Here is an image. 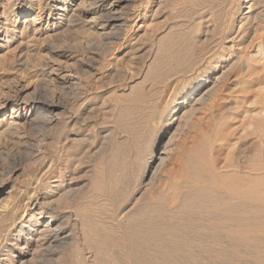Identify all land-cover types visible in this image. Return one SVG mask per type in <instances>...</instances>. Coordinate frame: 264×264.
<instances>
[{
  "label": "rangeland",
  "instance_id": "rangeland-1",
  "mask_svg": "<svg viewBox=\"0 0 264 264\" xmlns=\"http://www.w3.org/2000/svg\"><path fill=\"white\" fill-rule=\"evenodd\" d=\"M158 1L159 0H149L148 2V0H138L135 3L134 6L139 7L135 9L139 10L141 15L139 18H132L128 20L127 23L125 24V27H123L124 29L123 42L125 46L119 51L118 50L114 51L115 54L111 53V55L105 54L101 56L102 59L104 58L102 62L100 61V64L104 62L102 71L99 70L96 76H94L93 78L90 77L89 78L90 80L89 79L87 80L88 83L90 82L89 83L90 85L88 83L86 84L85 82L86 80L83 81L82 90L83 92L85 91L88 97H90V99L92 100V101L89 100L88 103L85 104L86 108L89 107L86 114L81 113V115H78L79 118L74 114H71L72 120L70 121L69 129L67 130L64 129L66 131H61V128L54 130L48 128L45 129V127H39L38 129L37 128L30 129L29 127L28 130L26 129L28 131V132L26 131L27 135L25 133L27 139L25 138V141H22L20 143L21 145L16 144L17 145L16 146L14 143H10L9 140L0 142V179L3 178L6 180L9 176L8 173L14 168H20L24 171V173H26L24 178L22 177L21 179H16V177L14 176L8 179L5 183L0 184V190L5 188L11 189L15 187L14 190L16 192V189L17 191L19 190V188L23 189L21 188V186L24 185L23 181L29 179L28 177H30L35 171L36 174H39L38 177H41L44 173H46L48 175L47 178L49 183H52L55 180H63L64 182H68L74 179V185L72 186V189L74 188L73 192H75L76 194L74 193V198H69L68 193L71 194V191L67 189L68 191L64 192V196L61 199L62 205L60 204L61 207L56 213L57 216L70 215L72 216L71 221L73 222V220L78 219L76 217H82L81 213L84 210L83 212L84 217H82V219L85 218L86 216L89 217L92 216L90 218H93L96 215L92 219L96 223L97 221L100 223H103V221L105 222L108 221L110 223L112 217H114V215L116 214L117 217H115L116 218L115 220L118 221L112 222L110 228L113 230L112 234L115 236L113 237L112 235L113 237L112 240H114L117 244L118 238L120 239L126 233L131 234L135 236L136 239H138L137 241L140 240L139 242L141 244L148 246V247L146 246L147 247L146 250L149 254L155 253L154 250L156 249V247L155 244L153 243L154 241H151L152 243L149 242L150 238L148 237H150V234L148 232L158 233L159 229L156 231L155 229L159 228V225L158 226L156 225L160 224V227H162L166 224V227L165 226L164 227L167 230L162 231L160 235L158 233L159 238L158 237L157 238L159 240L162 239L160 237H164L166 238V240L168 239V241H171L170 238L172 239V236H174L177 239V244L180 242L178 244L180 248V255L179 257L177 256L175 257L178 258L175 261H178L181 258H183V262L194 264L193 262H195L196 259V263H200L201 261V263L206 264L207 262L208 263L212 262L213 259L211 260L212 257L210 258L209 254L212 253L214 250L212 249L210 250L209 246L211 244L213 245V243L208 239V237H206L204 233L209 230L210 232L219 231V234H224V230L220 228L218 229L216 227L214 228V226H211L210 224L211 222L208 223V220L210 221V217H209L210 214H208L207 212L208 209L205 210V208H209L212 203V202L209 203L211 199L209 197L210 193H208L211 191H209V189L207 191L205 190V192L208 193V198H209L208 199L206 198L207 194L204 193V190L199 191V188L196 187L201 186L202 184L205 183V180L206 178H208L209 175V170L207 168L208 167L210 168L211 162L212 163L214 162L213 165L217 167L219 165L221 166L222 162L226 159L228 151L222 147L223 145L221 143L222 142L221 132L223 130V125L226 122L224 120V117L226 115L228 116L230 113L233 112L235 113V118L233 120H229L230 128L232 127L237 128V129L235 128L236 129V133L234 134L235 136H232L229 139V141L232 144H234L238 140H241L242 142H244L243 145L246 144L247 146L246 153L248 154L257 151L258 149L259 150L262 149L261 143H259V141H257L258 142L257 143L256 142L257 139L255 137L251 136L252 138L251 137L246 138V135L242 134L243 130L245 129H247L246 131L247 133L250 132V130L248 132V128L245 127L247 126L245 125L247 122L246 113L255 112L259 110L261 103H263L261 98L262 96L260 97V92L256 90L258 89V86L260 87L262 84L260 83L261 85L255 86L253 87V89L251 88V91L250 90L243 91L242 87L244 81L252 82L256 79L259 80L258 78H260V76L261 78H264V75L262 74L263 72H260L261 74L255 72L256 75L258 74L260 75L257 77L256 75H253L255 78L249 74L248 77V75L247 74L245 75L244 73L246 70L245 65L247 61L249 62L251 57L256 56V52L258 51V49L264 46V39H263L264 38L263 37L264 36V30H263L264 0H259L256 4H254V6H252L253 9L250 8V5L253 2L251 0L248 2L246 0H167L165 2L166 4L164 3V7L160 11H158L157 9L158 7L156 5ZM139 5L142 7H140ZM240 27L242 28V30ZM79 32L81 31L78 32L75 31V34L72 32L71 35H70L71 32L69 33L67 32L70 36L67 34L64 35L65 39L63 37L62 40H59L60 42L56 41L57 43L56 42L54 43L55 46L53 45L54 48L55 49L60 48L61 46L63 50L65 51L68 50L67 52L71 54V56H74V59H80L87 51V49L91 48V46L94 45V42L92 40L89 41L86 37L84 38V35L79 34ZM78 36H80V38ZM168 37H171V39ZM85 49L86 51H84ZM43 54H45L44 56L46 57L49 56L56 57L53 56L48 50H45ZM123 54H126V56H124ZM159 54L161 56H159ZM177 56H179L180 58ZM160 57L165 58L164 59L165 61L159 62V60H161ZM33 59L34 58L32 57L30 60L31 63L35 61V60L33 61ZM154 60L156 62L158 61L157 63L154 62L155 68L158 69L157 70L158 72L155 70L154 73L145 76L146 68ZM73 63L74 62H69V64H72L75 68L76 65H74ZM120 63L123 64L120 65ZM159 63L160 65H157ZM161 63H163L162 64L163 66L161 65ZM217 63H221L223 68H221L220 69L221 72H217L215 76L221 75V73L224 71H226V73L228 74L227 77H225L218 91L216 98L217 101H215L216 105L214 104L216 107L215 108L214 106L210 107L209 111L207 110V108H202V110L200 109L201 111L200 110L195 111L194 108L197 109V107L199 108V106L198 105L195 106L194 101L197 98L195 99L194 97L195 100L193 99L192 102L189 103L188 106L179 115L173 118L172 112L174 110V107L178 106V103L181 97L183 96V94L187 90L192 88L199 80L207 76L208 72L213 71V68H215V65ZM164 64H166V66H164ZM191 64L193 67L191 66ZM177 69L181 70L180 73H182V75L179 74V70ZM14 70L15 72L18 71L22 75L24 73H25L24 75L27 74V72L23 73L22 69L20 71V68L15 67L13 70H11L13 72H7V74L5 75L4 79L6 81L8 80L9 82H11L15 77L19 75L17 74L18 72L14 73ZM173 71L176 74L178 73L177 77ZM187 71L188 73H186ZM165 73L167 76L165 75ZM167 73L169 74V76ZM170 73L172 74V76L174 75L173 78ZM164 76L166 78H164ZM251 77L254 78L252 81L250 79ZM4 79L3 82H5ZM156 79L163 81L161 82L160 85L161 87L159 85H156V83L159 84V81H156ZM169 80L172 81L170 82ZM6 83L4 84L5 87H7ZM125 86H129V88L134 87V89L132 90L133 93L132 92L130 93V89H128L126 93L120 92L119 88L121 89ZM263 86L264 85H262V87ZM49 88L55 89V87L52 85ZM52 89L50 90L51 94H49L50 99L60 94L59 91L57 90L54 91ZM89 89H93V90L99 89V91L98 90H96L95 92L93 91L92 95L89 96V94L87 93V90ZM237 89L240 90L238 91ZM140 91L142 92L140 93ZM140 94L142 96H140ZM51 95H53V97ZM120 95H122L123 99ZM137 95L140 96V98L142 97V99H140ZM114 96L115 98L113 99ZM126 97L127 100L125 99ZM130 97L134 99V101L130 99L134 104L130 100L128 101ZM135 97L139 99L137 98L135 99ZM258 98L259 100H256ZM140 106L143 108H141ZM191 110H194V112L193 111L191 112ZM8 113L10 112L8 111L7 114ZM7 116H9V114ZM4 117L5 115L2 116L0 115V120L3 119ZM169 123H173V129L170 131L167 130ZM219 138L221 140H219ZM40 141L42 144L40 143ZM25 142L28 144H26ZM23 144L27 145L28 147ZM32 144L33 145L36 144V145L33 146ZM159 144H160L159 148H164L166 152V155L164 156V158L166 159L161 169L158 172H156L155 174L156 176H153L151 180H148V182H146L147 186H145L146 183L142 185L141 183H142L144 168L150 163L152 153L154 149L159 146ZM36 146L40 148L39 151L40 152L42 151V154L38 159H34V158L31 159L33 157L32 153L37 148ZM33 147L35 150L32 149ZM251 147H253L254 150ZM221 149L224 150L222 151ZM196 151H198L199 155L198 157L196 156L197 158H194L193 156L197 155L194 154L196 153ZM190 156H192L193 158ZM209 156L211 159L208 158ZM191 158L192 160H194L195 162L194 164L196 165L193 164ZM115 160L116 161L118 160V162H116ZM201 160H203V162H199ZM190 162H192L191 163L192 165L190 164L188 166ZM51 163L53 164L52 170L51 167L49 168V165L51 166ZM197 163L200 166H202L204 170L199 165H197ZM114 164L116 165L114 166ZM120 165L122 167V170ZM191 166H193L194 168L192 169ZM198 166H199V170H198ZM185 167L186 168L191 167V170L186 169ZM195 169H197L196 173L200 171V173L198 172L199 174L197 173L198 176H194L193 174L194 178L199 180L198 186H197V182L195 183L196 179L195 180L192 179L193 176L192 174L189 173L190 171L191 173H195L194 172ZM187 170L190 171L188 172ZM109 171L112 172L111 174L113 176L109 173ZM121 171L123 173L122 176H121L122 174ZM201 171H204L206 175H204L205 173ZM101 174L103 175V177ZM115 175L117 176V178ZM188 175H190V177ZM118 176H120L121 178H118ZM99 177H100V181L101 179L102 181L105 179L103 182H100L101 184L98 182ZM179 178L182 179L181 183L184 180L188 181L191 178L190 181L193 180L196 185L192 181L193 183L192 185H194V187L192 186L190 190V186H191L190 181H188L187 183L185 181L186 184L182 183L183 184L182 187H184L182 188L184 193L183 197L185 198V200L182 199L180 205L182 204L185 207L181 205L182 206L181 209H179V207L181 206L177 208L179 211L175 209V211L171 213L172 215L170 214V216L167 217H165L166 215L160 217L158 211L157 210L155 211L153 209L154 208L158 209V206L161 205V203L159 201L157 202L156 200H154L156 202L153 201V206H152L150 205L151 204L150 200L154 198L153 196L157 197L163 190L168 192L173 184V181L179 180ZM202 179H204V181H201ZM41 189L45 190L46 189L45 185H43ZM196 190H198V192ZM200 192L204 194H201ZM187 193L189 195L193 194L191 195L192 197L188 195L189 196L188 199H190L189 201L187 199L188 197ZM195 195L196 197H193ZM93 197H95L96 199L95 198L93 199ZM117 198L119 199L117 200ZM24 200H25L24 197L21 198V201L23 202L21 203V205L26 203V201ZM129 201L130 203H128ZM194 202H197L196 205L194 204ZM121 203L123 205H121ZM139 204H141L142 206ZM125 205L126 207H128L127 211L130 210V212L129 213L119 212L125 207ZM155 206H157V208ZM242 208L243 207H241V209ZM139 209L143 213L140 212ZM79 210L81 211L80 216L78 215ZM180 211H182V213ZM75 213H77L78 216L74 215ZM86 213L87 215H85ZM92 213H94V215ZM187 213H189L190 215ZM135 214H137L138 217ZM174 216L177 220L174 218ZM154 218L155 220L156 219L157 220L155 221ZM148 219H150L149 223H147ZM79 220L80 218L78 219V221ZM181 220L182 222H179ZM140 221L146 222V224L152 226L150 227L149 225L148 226L146 224L144 225V223L142 222L143 223L142 224ZM193 221L195 223H193ZM136 223L139 225V227ZM140 224H142L144 228H142ZM172 226L174 227L177 226L179 228L177 227L174 228ZM146 227L148 228V230L146 229ZM149 227L151 228L150 229L151 231H149ZM201 227H206V228L213 227L215 230L211 228L203 232L199 230V228L201 229ZM136 228L138 231L135 232ZM184 228L185 230H183ZM173 229L175 230L176 233L174 232ZM179 229L181 232L179 231ZM140 230L141 232H139ZM142 231L144 232L143 234ZM145 231L147 235L149 234L148 236H145L146 235ZM138 232L142 234V236L139 235ZM173 232L175 233V235L178 234V236H175ZM170 234L173 235H171L170 237L169 236ZM158 235L156 234V236ZM202 236L207 239L204 240ZM144 238L148 240V242ZM175 238L172 239V241L173 240L176 241ZM201 238H203V241ZM112 240L109 243L108 247L106 248V250L108 251H105L106 253V254L104 253L105 256H102L103 260H107V259L109 260V258L111 257V259L115 260V262L119 260H123V262L127 261V258L125 257V255L128 257L127 247L126 246L120 247L121 245H114L113 244L114 241ZM199 242H201L203 245ZM205 242L206 244H204ZM224 242L225 245H227V242L225 240ZM83 243H84L83 241L80 242V246H81L80 248H82L81 251L82 254L80 252L81 255H78L79 257L78 256L75 257V255H73L72 258V255H70V251L72 249H67L68 252L65 251L64 253L65 255H63L62 257V262L64 263L61 264H70L71 260L73 261L74 259H75L74 264L76 263V260L78 264H81L80 261L81 260L82 262L84 261L83 256L92 258V254L94 255V252L89 250L86 244L83 245ZM184 244L185 246H183ZM204 245H206L205 248ZM227 249L228 248H226V250ZM201 251H203L204 253H202ZM121 252L123 253L121 254ZM107 253L109 255H107ZM184 253H186L187 255ZM1 254L2 253H0V255ZM111 254L112 256H110ZM189 257L191 259L190 262H189ZM175 261L173 262V264L176 263ZM178 262L181 263L182 259ZM183 262L181 264H183ZM180 263H176V264H180Z\"/></svg>",
  "mask_w": 264,
  "mask_h": 264
},
{
  "label": "bare ground",
  "instance_id": "bare-ground-1",
  "mask_svg": "<svg viewBox=\"0 0 264 264\" xmlns=\"http://www.w3.org/2000/svg\"><path fill=\"white\" fill-rule=\"evenodd\" d=\"M137 1L138 0H0V115L1 116L5 115V117L0 120V142L9 140L10 143H14L15 145L20 144L22 141H25V138L27 139L26 135H27V132H28L27 130L29 127H30V129L31 128L32 129L33 128L38 129L39 127H45V129L48 128V129H54V130L61 128V131H66L67 129H69L70 121L72 120L71 114H74L75 116H77L79 118L78 115H81V113L82 114L87 113L89 107L86 108L85 104L88 103V101L91 99H90V97H88L86 92L84 91L85 92L84 93L82 90L83 89L82 88L83 87V81L86 80L85 82L87 84L88 83L87 80L90 77L93 78L94 76H96V74L99 70L102 71V68L104 66V64H103L104 62L101 63L102 64L101 65L100 61L102 62V60H104V58L102 59L101 56H103L105 54L111 55V53L113 54L114 51H117V50L119 51L125 46L124 42H123V36H124L123 27H125V24L127 23L128 20H130L132 18H139L141 15L139 10L135 9V8H139V7L134 6ZM166 1L167 0H159L157 2L156 5L158 7L157 8L158 11H160L164 7V3ZM246 1L248 2L250 0H246ZM251 1H253V2L250 5V8H252V6H254V4H256L259 0H251ZM148 2H149V0H148ZM258 6H259V3H258ZM140 7H142V6H140ZM233 25H234V22H233ZM233 25H230V26H233ZM241 30H242V28H241ZM75 31H77V32L81 31V32H79V34L84 35V38L86 37L89 41L92 40L94 42V45H92L91 48L87 49V51H86V49L84 50L86 52L84 53V55L80 59H74V56H71V54H69L67 52L68 50L67 51L63 50L61 48V46H60L61 49L60 48H56V49L54 48V46H55L54 43L56 41L62 40L64 35H66V34L69 35L68 34L69 32H71L70 35L72 34V32L75 34ZM262 33H263V31H262ZM260 34H261V32H260ZM80 36H78V37L80 38ZM260 36H262V35H260ZM168 38L171 39V37H168ZM256 38H258V37H256ZM64 39H65V37H64ZM178 40H179V38H178ZM93 42H92V44H93ZM171 42H172V40H171ZM173 46H175V45H173ZM45 50H48L53 56H56V57H50L49 55H48L49 57L44 56L45 54H43V52ZM159 51H161V50H159ZM122 53H124V52H122ZM123 55L126 56V54H123ZM157 55H158V53H157ZM35 56H36V58H35ZM159 56H161V55L159 54ZM32 57L34 58L33 61L35 60L33 63H31V61H30ZM177 57H179V56H177ZM255 57H256V59H255ZM154 58H156V57H154ZM252 58H254V59H252ZM164 59L165 58H161V60H159V59L158 60H159V62H164L165 61ZM155 60L151 64H149L148 67L146 66L147 68L145 67L146 68L145 76H148L149 74L154 73L155 70L156 71L158 70L157 68H155V65H154L155 64L154 62H156ZM242 61H243V59H242ZM69 62H74L73 64L76 65V67L74 68V66L72 64H69ZM125 62H127V61H125ZM195 62H196V60H195ZM121 64H123V63H120V65ZM162 64L163 63H161V65ZM166 64H167V62H166ZM166 64H164V66H166ZM157 65H160V63ZM193 65H195V64H193ZM168 66H167V68H168ZM191 66H192V64H191ZM15 67L20 68V71L22 69V72L23 73L27 72V74L24 75L25 74L24 73L22 75L21 73L16 71V72H18L17 74H19V75L18 76L16 75L17 77H15L14 79L12 78L13 80L12 81L10 80L11 82H9L7 80L9 82L8 83L4 79V77L7 74V72H13L11 70H13ZM194 68H195V66H194ZM221 68H223L221 63H217L215 65V68H213V71L208 72L207 76L203 77L192 88H190L189 90H187L183 94V96L181 97V99L178 103V106L174 107V110L172 112L173 118H175L177 115H179L188 106V104L192 102L194 97H195V99L197 98L196 100L194 99L195 100L194 101L195 106L196 105L199 106V108L197 107V109L194 108L195 111H199L200 109L202 110V108H207V110L209 111L210 107H213V106H214V108L216 107L215 101H217L216 98H217L218 91H219L225 77H227V74H228V73H226V71H224L221 73V75L215 76L217 72H221V70H220ZM245 69H246L244 72L245 75L249 74V75L253 76V75H256L257 72L259 74H261L260 72H263L262 74L264 75V46H262L261 48L258 49V51L256 52V56L251 57L249 62L247 61L246 65H245ZM177 70H179V69H177ZM177 70H176V72H177ZM180 71L181 70H179V74L182 75V73H180ZM190 71H189V73H190ZM16 72L14 70V73H16ZM168 72H171V71H168ZM186 73H188V71ZM3 74H4V76H3ZM259 74L256 75V77L260 76ZM165 75H166V73H165ZM175 75L177 77L178 73L177 74L175 73ZM249 75H248V77H249ZM168 76H169V74H168ZM171 76H172V74H171ZM173 76H172V78H173ZM102 77H104V76H102ZM253 77L250 78L251 81L255 78V77L254 78ZM164 78H166V77L164 76ZM3 79L5 82H3ZM162 79H163V77H162ZM258 79L259 80L256 79L252 82H249V81L245 82L244 81V84L242 87L243 91H248V90L251 91V88L253 89V87H255V86H258L261 84L264 85V78H261V76H260V78H258ZM165 80H167V79H165ZM156 81H159V84H157ZM156 81H155L156 85H159V86L161 85V82H163V81H160L158 79H156ZM169 81L171 82L172 80H169ZM5 83H6L7 87H5V85H4ZM51 85L55 87V89H52V88L51 89L54 91H56V90L59 91L60 94L58 96H56L58 94V92H57V94L54 95L56 97H53V95H51L53 98L50 99L49 94H51L50 93L51 89L49 87ZM240 85H241V83H240ZM262 85L260 87L258 86V89H256V88L255 89L260 92V97L262 96L261 98H262L263 103H261L259 110L255 111V112H247L246 113L247 122L245 125H247V126H245V127H247L248 132H249V130H250V132L247 133L246 132L247 129L243 130V132H242L243 135H246V138H248V137L250 138L251 136L255 137L257 139V140L255 139L256 142L259 141V143H261L262 149L261 150L258 149L257 151H254L253 153L248 154V153H246V147H247L246 144L243 145L244 142H242L241 140H238L237 142L232 144L229 141L230 137L235 136L234 134L236 133V129H237L236 127H235L236 129L233 127H232L233 129L230 128V124H229V122H230L229 120H233L235 118V113L233 112V113H230L228 116L226 115L224 117V120L226 122L223 125V130L220 128L222 130V132L220 130V132L222 133L221 134L222 140L220 138H219V140H221L222 142L221 141H219V142H221L223 145L222 147L228 151L226 159L222 162L221 166L220 165L217 167L214 166L213 165L214 162L212 163L211 162L212 160H211L210 162L212 164L210 163V168L207 165V167H208L207 169L209 170L208 178H206L205 183L202 184L201 186H198L199 180L194 178V176H198L200 171H198L199 173L197 172L198 174L196 173L197 169H195V171H194L196 174L191 173V171H190L191 167L193 169L194 168L193 166L196 165V164H194L195 162H194V160H192V158L198 157V155H199L198 151H196V153H194L197 155L193 156V153H192L193 157L190 156V157H192L191 160L193 161L194 165L191 166L190 168L185 167L186 169H190L189 170L190 172L188 170L187 171L190 174H192V176L194 174L192 179H194V180L196 179L195 183L197 182L198 187H196V186L195 187L199 188V191L204 190V193H206L205 190L207 191L208 189H209V191H211L208 193H210L209 197L211 199V201H209V203H211V202L212 203H211L209 208H205V210L208 209L207 212H208V214H210L209 215L210 221L208 220V223L211 222L210 224H211V226H214V228L216 227L218 229L220 228V229L224 230V234H219V231L218 232L217 231L210 232L208 230V229H211L213 227H207V228L201 227V229L199 228V230H201L203 232H205L206 230L209 231V233H208V231H206L204 234L213 243V245L211 243H209L212 245V247H211V245L209 246V244H208V246L210 247V250L211 249L214 250L213 252L211 251L212 253L209 254V257L210 258L212 257L211 260L212 259L213 260H212V262H209V263L207 262L208 264H264V154H263V151H264V86L262 87ZM236 88H238V87H236ZM240 88H241V86H240ZM93 89H94V86H93ZM93 89L87 90V93L89 94V96L92 95L93 91L94 92L96 90L99 91V89H95V90H93ZM128 89H130V93H131L132 90L134 89V87L129 88V86H125L121 89L119 88L120 92H123V93H126ZM151 89H152V87H151ZM100 90H101V88H100ZM261 91L263 94L261 93ZM141 92L142 91H140V93ZM220 93H219V96H220ZM156 94H155V96H156ZM120 96L122 97V95H120ZM130 96H132V95H130ZM140 96H142V95L140 94ZM140 96H138V97L140 98ZM121 97H120V99H121ZM132 97H134V96H132ZM132 97H130L128 99V101L130 99H132ZM92 98H93V96H92ZM114 98H115V96L113 97V99ZM136 98L137 97H135V99ZM139 98H137V99H139ZM122 99H123V97H122ZM125 99L127 100V97ZM140 99H142V97ZM132 100L134 101V99H132ZM132 100H130V101L132 102ZM256 100H259V98ZM122 105H123V103H122ZM141 108H143V107H141ZM230 108H232V107H230ZM194 110H191V112L192 111L194 112ZM8 111L10 112V113H8L9 116H7ZM122 111H124V110H122ZM194 115H196V114H194ZM243 120H245V119H243ZM227 121H228V123H227ZM64 129H66V130H64ZM172 129H173V123H169L167 130L170 131ZM25 133H26V135H25ZM41 141H40V143H41ZM68 142H69V140H68ZM214 142H215V140H214ZM26 144H28V143H26ZM23 145H25V144H23ZM35 145H33V146H35ZM53 145H55V144H53ZM219 145H220V143H219ZM25 146H27V145H25ZM36 147H35L36 150L34 149V147L32 148L35 151L32 153L33 157L31 159H33V158L38 159L42 154V151L41 152L39 151L40 148H38V146H36ZM159 147H160V144L157 148L154 149L150 163L144 168L143 176H142V183H141L142 185L145 184L146 182H148V180H151L153 178V176H156L155 175L156 172H158L161 169V167H162V165L166 159V158H164V156L166 155L164 148H159ZM251 148H253V147H251ZM196 149H198V148H196ZM200 149H199V151H200ZM253 150H254V148H253ZM210 151H209V153H210ZM192 152H195V151H192ZM211 156H212V154H211ZM208 158L211 159L210 156ZM207 161H208V159H207ZM116 162H118V160ZM199 162H203V160H201ZM191 163L192 162H190L188 164V166ZM115 165L116 164H114V166ZM197 165H199V164L197 163ZM52 166H53V164L51 163V166L49 165V168L51 167V170L53 168ZM199 166H198V170H199ZM120 167H121V165H120ZM195 167H197V166H195ZM200 167L203 168L202 166H200ZM121 170H122V167H121ZM203 170H204V168H203ZM41 171H43V170H41ZM118 172H119V170H118ZM201 172H204V171H201ZM48 173H49V170H48ZM109 173L111 174L112 172L109 171ZM121 173H122V171H121ZM25 174L26 173H24V171L22 169L14 168L13 170H11L8 173L9 176L6 180L3 178H2L3 180L0 179V184L5 183L8 179H10L14 176L16 177V179H21L22 177L24 178ZM38 175L39 174H36V171H35L30 177H28L29 179H27L25 181L22 180L24 182V185H22V183H21V185H22L21 188H23V189L19 188L18 191L16 189V192L14 190L15 187L11 188V189L5 188V189L0 190V253H2L0 255V264H61V263H64V262H62V257H63V255H65L64 253H65V251H67V249H72L70 251V255H72V258H73V255H75V257H77L78 255L82 254V252H81L82 248H80L81 247L80 246L81 241L84 242L83 245L86 244L88 249L94 252V255L91 252L92 258L82 255L84 258L83 259L84 261L82 262V260L81 261L79 260L81 262V264H173V262L178 259L175 257L176 256L179 257V255H180V248L178 246V244L180 243L179 242L180 240L178 241L179 242L178 244H177V239L174 236H172V239L175 238L176 241L175 240L172 241L171 238H170L171 241H168V239L166 240V238H164V237H160L162 239L158 240L159 235L162 233V231L167 230L165 228L166 224L164 225L165 227L164 226L160 227V224L156 225V226L159 225V228L155 229V231L159 229L158 230L159 235L156 232L152 233V232L147 231L150 234V237H148V238H150L149 242L154 241L153 243L155 244V247L157 249L156 250L155 248H153V249H155L154 250L155 253L149 254L146 250L148 246L141 244L139 242L140 240L137 241L138 239H136L135 236H133L131 234L126 233L120 239L118 238L119 237L118 236L117 237L118 238L117 244L114 240H112L113 237H115V236L112 234L113 230L110 228H111L112 222L118 221V220H115L116 219L115 217H117L116 214H115L116 216L114 215V217H112L110 223L108 221L107 222L103 221V223H100L97 221V223H96L95 221L92 220L96 215L93 218H90L92 216H90V217L86 216L85 218L82 219V217H84V213H83L84 210H83V212H82L83 214H82L81 209H80L81 211L79 210L78 211L79 213L78 212L77 213L79 216L81 213L82 217H76L75 216L78 219L80 218L81 221L80 220L78 221V219H77V220H73V222H72L71 221L72 216H70V215L57 216L56 213L58 212V210L60 209V207L62 205L61 199L64 196V192L68 191V190L71 191V194L68 193L69 198H74L75 192H73L74 188L72 189V186L74 185V179L70 180L68 182H64L63 180H55L54 182L49 183L48 178H47L48 175L46 173H44L41 177H38ZM106 175H108V174H106ZM122 175H123V173L121 174V176ZM204 175H206V173ZM188 176L190 177V175H188ZM102 177H103V175H102ZM111 177H110V179H111ZM116 178H117V176H116ZM118 178H121V177L118 176ZM190 179L188 181H190ZM181 180L182 179L179 178V180L173 181V184L170 187L168 192L163 190L158 196L156 195L157 197L151 195L154 198H152L150 200L151 201L150 205L153 206L154 200H156L157 202L159 201L161 203V205L158 206L159 210L155 209V208L153 209L155 211L156 210L158 211L160 217L165 216V215H166L165 217L170 216V214L173 211H175V209L178 210L177 208L182 205V204L180 205L182 199L185 200V198L183 197L184 193H183L182 188H184V187H182L183 186L182 183L186 184L188 181L184 180L181 183ZM103 181H102V179L100 181V177H99L98 182L100 183ZM108 181H110V180H108ZM185 181H186V183H185ZM192 181H190L191 186L189 185L190 190H191L192 186L194 187V185H192L194 183V181H193V183H192ZM201 181H204V179H202ZM43 185H45V187H46L45 190L41 189V187ZM145 186H147V183ZM106 188H107V186H106ZM196 191L198 192V190H196ZM188 193H189V191H188ZM188 193H187V196L189 195ZM204 193H201V194H204ZM208 193H206L207 194V197L205 196L206 198H208ZM191 195H193V194H190L189 196H191ZM196 195L193 197H196ZM125 196H127V195H125ZM144 196H145V194H144ZM189 196L187 197V199L189 198ZM23 197L25 198L24 201H26V203L21 205V203H23L21 201V198H23ZM94 198L95 197H93V199ZM118 199L119 198H117V200ZM120 199H121V197H120ZM197 199H198V197H197ZM189 200L190 199H188V201ZM199 200H200V198H199ZM199 200H198V202H199ZM202 200H204V199H202ZM156 201H154V202H156ZM193 201H192V203H193ZM128 203H130V201ZM160 203H158V204H160ZM196 203L197 202H194L195 205H196ZM121 205H123V204L121 203ZM139 205H141V204H139ZM147 206H148V204H147ZM182 206L179 207V209H181ZM189 206H190V204H189ZM200 206H203V205H200ZM135 207H136V205H135ZM155 207L157 208V206H155ZM183 207H185V206H183ZM186 207H188V206H186ZM196 207H194V208H196ZM241 207H243V208L241 209ZM74 209H76V208H74ZM127 209H128V207H126V205H125V207L119 212L129 213L130 210L127 211ZM132 209H131V211H132ZM190 211H191V209H190ZM140 212H142V211L140 210ZM180 212L182 213V211H180ZM77 213H75L74 215H77ZM174 213H173V215H174ZM189 213H187V214H189ZM92 214L94 215V213H92ZM137 214H135V215L137 216ZM85 215H87V213ZM174 218H175V216H174ZM98 219H96V220H98ZM136 220H138V219H136ZM149 220L150 219H148L147 223H149ZM154 220H155V218H154ZM194 221H193V223H195ZM179 222H182V220ZM143 223H144V225L146 224V222H143ZM138 224H139V222H138ZM142 224H140V225L142 228H144L142 226ZM170 224H169V226H170ZM146 225L148 226L149 224H146ZM133 226H131V227H133ZM153 226H155V225H153ZM138 227H139V225H138ZM150 227H149V231H151ZM172 227H174V226H172ZM175 227H177V226H175ZM181 227H183V226H181ZM192 227H194V226H192ZM137 228H136L135 232L138 231ZM177 228H179V227H177ZM146 229L148 230L147 227H146ZM146 229H144V230H146ZM183 230H185V228ZM179 231H180V229H179ZM139 232H141V230ZM174 232H175V230H174ZM143 233L144 232L142 231V234ZM145 233H146V231H145ZM155 233L158 236H156ZM175 233H174V235H175ZM142 234L139 233V235H141V236H142ZM196 234H197V232H196ZM112 235H113V237H112ZM148 235L146 233L145 236H148ZM171 235H173V234H170L169 236L171 237ZM175 236H178V234ZM203 238H201L202 241H203ZM144 239H143V241H144ZM146 239H147V237H146ZM205 239H207V238H204V240ZM111 240L114 241V243L112 242L114 245H121L120 247H122V246L127 247L128 250L127 249L126 250L128 251V257L125 255V257L127 258V261L123 262V260H119V261L115 262V260H112L111 257L109 258V260L107 258H106L107 260H103L102 256H105L104 255L105 251H108V250H106V248L108 247ZM224 240L227 242V245H225ZM146 241L148 242V240H146ZM195 241H196V239H195ZM197 242H198V240H197ZM201 242H199V243H201ZM185 244L183 246H185ZM204 244H206V242ZM110 245H112V244H110ZM224 245L227 247H225ZM208 246H207V248H208ZM205 247H206V245H204V248ZM184 248H186V247H184ZM190 248H191V246H190ZM190 248H189V250H190ZM226 248H228L230 250H228V249L226 250ZM182 250H184V249H182ZM193 251H191V252H193ZM80 252H81V254H80ZM88 252H90V251H88ZM201 252L204 253L203 251H201ZM208 252H209V250H208ZM76 253H78V254H76ZM122 253L123 252H121V254ZM184 254H186V253H184ZM206 254H207V252H206ZM107 255H109V254L107 253ZM186 255H184V256H186ZM82 256H80V257H82ZM110 256H112V254ZM207 256H208V254H207ZM104 259H105V257H104ZM181 259L183 262V258H181ZM74 260L73 261L71 260L70 264H74V262H75ZM180 260H178V261H180ZM190 260L191 259L189 257V262H190ZM206 260H207V258H206ZM178 261H175V262L180 263ZM76 263L78 264L77 260H76ZM193 263L194 264L196 263V259H195V262H193ZM183 264H189V263L183 262ZM196 264H205V263H201V261H200V263H196Z\"/></svg>",
  "mask_w": 264,
  "mask_h": 264
}]
</instances>
